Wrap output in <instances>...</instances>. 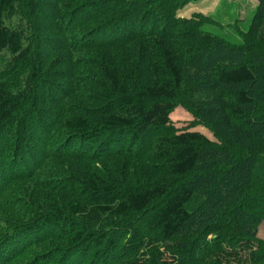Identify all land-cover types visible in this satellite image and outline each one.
<instances>
[{"label": "trees", "instance_id": "16d2710c", "mask_svg": "<svg viewBox=\"0 0 264 264\" xmlns=\"http://www.w3.org/2000/svg\"><path fill=\"white\" fill-rule=\"evenodd\" d=\"M199 1L0 0V264H264V0Z\"/></svg>", "mask_w": 264, "mask_h": 264}, {"label": "rangeland", "instance_id": "374dc122", "mask_svg": "<svg viewBox=\"0 0 264 264\" xmlns=\"http://www.w3.org/2000/svg\"><path fill=\"white\" fill-rule=\"evenodd\" d=\"M194 4H196V6L193 7V8H195L194 10L192 9L193 11H199V12H203L206 15H211L212 18L221 27V29L223 31H226V29H228L231 24H234L236 22V20L249 18L251 16L252 12L254 11L256 5H257V0H256V2H255V0H201V1L194 3ZM215 28H214V31H217V29L215 30ZM183 43H186V42H183ZM64 53H65V55H67L66 52H64ZM54 54H56V53L53 49H49L46 46L40 47L39 58L42 61L47 60V61H44L46 63H42L39 66L40 67L39 70L43 76L45 74L44 72H48L49 75L51 74L52 76H56L55 73L50 69V63L52 61L51 57ZM68 61H69V58H68ZM60 63H62V64H57L56 66H54L52 68H55L57 70L56 73L60 75V77H58V76L55 77V78L59 79L57 81V83H63L65 91H68L70 86H69V83H67V81L69 79L71 81V79H72V76H73L72 70H74V72H76V73H78L79 71L76 68H73V66L71 64H68L69 65V70H68L66 65L64 66L65 59L62 60ZM59 69H61L62 72H64V70L66 69L65 71H67V72L70 71L71 74L70 75L68 74V76L65 77L66 79L62 78L61 77L62 74H60L62 72L59 71ZM40 82H41L40 83L41 86H43V88L45 89V87L47 86V81L42 79ZM43 88H41V89L37 88V94H35L36 99H34L35 101L33 100V102H31V103L35 104L34 105L35 107L37 105L39 107V105L42 104V101L47 100V97L44 94L45 90ZM63 94H65V92ZM54 95H58V94L55 93ZM181 99L187 100L185 95H181ZM172 124H174V126L178 129H185V128L191 127L195 130L202 131L203 133L211 136V133L209 131V126L204 121H202V120L200 121L199 118H195V116L191 112H189V109L183 104H179L177 106V108L175 109V111L172 113ZM13 134H14V132H13ZM43 138H45L44 142H38L37 144L39 145L42 153L44 152V154H45V153H47V150L45 149V143L48 141V139H47L48 136L45 137V134H44ZM55 146H56L55 147L56 149H60L62 151L65 150L63 148H66L64 143L61 144V141H60V143L57 142L55 144ZM100 168H105V165L104 164L102 166L100 165ZM67 170H68L67 168L63 169V171H67ZM61 178H62V175H61ZM59 180L60 179H57L56 181H54V184L60 185L61 181H59ZM50 182H51V184H49ZM38 185H40L41 187H51L52 180L47 181V182H38ZM2 187H4V185ZM2 187L0 188V195L2 193L1 191L4 192V190H3L4 188H2ZM19 198L20 197H15L13 199V202L16 203L19 200ZM206 214H208L207 211L205 213H201L202 219H205ZM136 230H138V229H136ZM143 231L144 230H141V232H143ZM141 232H138V233L140 234ZM150 234H152V233H150ZM258 236L261 239H264V221L261 223V225L259 227ZM150 237H149V239H150ZM118 249H120V247H117L115 250H113V252L115 251L114 253L116 254V256L117 255L119 256V254L117 253ZM144 250H140V253H143ZM109 259H111L110 256H109ZM108 264H112V261L110 260V262H108Z\"/></svg>", "mask_w": 264, "mask_h": 264}]
</instances>
